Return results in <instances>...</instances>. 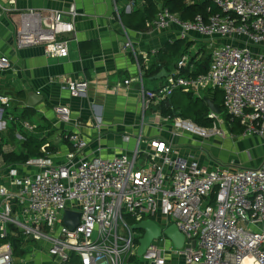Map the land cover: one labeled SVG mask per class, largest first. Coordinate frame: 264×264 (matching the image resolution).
<instances>
[{
    "label": "built area",
    "instance_id": "built-area-1",
    "mask_svg": "<svg viewBox=\"0 0 264 264\" xmlns=\"http://www.w3.org/2000/svg\"><path fill=\"white\" fill-rule=\"evenodd\" d=\"M143 1L129 0L128 7ZM208 1L221 13L185 20L160 3L156 17L147 21L148 27L160 30L176 26L185 40L196 33L230 41L212 48L210 67L197 76L183 73L193 53L182 55L167 82L156 89L146 87L145 69L138 61L135 80L143 109L167 102L177 91L201 98L205 90H219L229 121L212 111L211 126L180 116L164 120L177 132L203 140L224 139L225 125L234 122L243 137H264V0ZM70 13L77 15L74 6ZM70 36H75V24L61 12L21 13L19 48L43 46L50 57H67ZM124 39V48L138 58L126 29ZM11 64L7 56L0 57V71ZM67 85L78 96L89 82L84 78ZM0 102L1 124L12 100L0 95ZM57 111L62 122L71 121L67 107ZM21 123L34 129L29 121ZM66 138L73 149L67 162H55L44 145L41 156L0 168V264H16L17 251L27 250L28 244L45 247L58 264H264V160L244 167L219 160L201 165L175 156L173 142L153 139V150L138 144L131 153L79 162L76 154L88 142L75 132ZM124 139L130 141V136ZM67 210L80 213L75 229L64 223ZM145 220H153L162 234L140 255L144 232L133 226ZM172 226L184 236L181 247L165 233ZM21 264H27L24 257Z\"/></svg>",
    "mask_w": 264,
    "mask_h": 264
},
{
    "label": "crops",
    "instance_id": "crops-1",
    "mask_svg": "<svg viewBox=\"0 0 264 264\" xmlns=\"http://www.w3.org/2000/svg\"><path fill=\"white\" fill-rule=\"evenodd\" d=\"M154 1L158 6L162 3L159 0ZM128 4L129 0H0V57L7 56L12 63L11 68L0 71V95L11 98V108L14 110L0 124V142L5 144L7 151L15 149L8 147L6 137L10 132L6 131L18 127L19 132L24 130L29 136L43 139L42 146H51V150L47 149L57 163L67 162L68 155L73 152L66 138L70 132L79 133L88 142V147L76 154V161L79 162L97 156L111 158L123 152L131 153L138 144L142 150H153L150 146L153 139L173 142L175 156L196 161L201 165H210L213 159H218V150L223 146V139H209L215 144L216 155L207 157L194 152L189 154L179 146L186 142L205 143L209 140L177 132L171 123L164 120L160 107L155 103H151L144 111V99L135 80L138 61L145 70L161 67L163 62L159 60V50L182 38L176 26L167 30L150 27L145 30L126 28L121 19V11L129 13L134 9L129 8ZM73 6L77 11L75 17L70 13ZM28 10H37L44 14L58 11L63 13L65 19L74 22L75 36L68 39L67 57H50L43 46L23 49L18 47L17 30L21 13ZM124 29L131 37L138 58L133 51L124 48ZM183 41V48L199 54L201 59L204 52L230 39L217 37L210 40L193 33ZM175 60L169 57L170 62L166 67L162 66L159 72L146 77V87L156 89L165 84L168 75L175 68ZM162 69L168 75L157 78ZM84 78L89 82L87 91L78 96L72 95L67 82ZM127 79H133V82L125 85L124 81ZM31 92H36L42 98L33 107L28 106ZM182 95L177 94L175 100ZM202 96L209 97L218 104L223 101L222 92L205 90ZM26 107L30 108L29 120L34 122L33 124L29 121L34 126L32 130H26L21 123L28 121V118L25 120L20 117ZM60 107L70 110L69 123L60 120L57 111ZM12 116L19 120L11 119ZM38 127L40 128L37 129ZM230 133L233 138L243 137L234 133L232 128ZM18 136L20 137L17 134ZM124 136H130V141H126ZM259 160L257 159L254 166L261 163L262 160ZM30 245L32 246L29 244L25 255L16 256V264H21L23 257L27 264H42L46 261L58 264L45 247L35 245L32 250Z\"/></svg>",
    "mask_w": 264,
    "mask_h": 264
},
{
    "label": "trees",
    "instance_id": "trees-1",
    "mask_svg": "<svg viewBox=\"0 0 264 264\" xmlns=\"http://www.w3.org/2000/svg\"><path fill=\"white\" fill-rule=\"evenodd\" d=\"M170 8L173 13L178 14L182 19H193L197 15H203L206 19L210 15L221 13L220 9L211 1L202 0L194 4H187L185 0H159ZM158 12V5L154 0H144L140 2L131 12L126 13L121 11V19L126 28L133 30H145L148 28L147 21H151L156 17ZM184 39L176 40L173 43L166 44L161 50H159V60H161V67L167 66L169 57L175 60V68L177 66L178 60L184 54L189 53L188 48H183ZM82 46V45H81ZM83 47V46H82ZM212 52V50H211ZM211 52H204L201 59H199V54H193L190 58V62L186 69L183 70L184 74L197 76L201 73L207 71L211 63ZM166 63V64H165ZM156 69L149 68L145 70V78L151 77L154 73L159 72L160 68ZM168 69V67H167ZM191 69V73L189 72ZM216 92H221L215 90ZM177 94H183L181 98L175 97ZM183 97V98H182ZM221 106L225 113V118L229 121L230 116L224 109L223 101H221ZM160 110L164 116L176 117L180 116L184 119H192L202 126H211L213 119L208 117L210 109L204 98L195 97L192 93H187L183 91H177L174 93L167 102H163L159 105ZM29 107L22 110L21 118L27 119L29 116ZM14 113L12 108L7 109L5 113V119H8L9 115ZM232 131L236 134H242V128L238 123L234 122L231 124ZM38 127L37 129H39ZM44 140L38 137L29 136L24 132L23 134V148L21 152H16L15 150L7 151L4 148V143L0 142V163L3 165L25 162L31 157L41 156V146ZM51 150V146L48 147ZM134 224V223H132ZM27 250L19 249L17 255H25Z\"/></svg>",
    "mask_w": 264,
    "mask_h": 264
},
{
    "label": "rangeland",
    "instance_id": "rangeland-1",
    "mask_svg": "<svg viewBox=\"0 0 264 264\" xmlns=\"http://www.w3.org/2000/svg\"><path fill=\"white\" fill-rule=\"evenodd\" d=\"M207 52L210 53L211 48ZM221 116L225 119L224 112L223 114H221ZM148 119L150 120L149 117ZM28 121H30L29 118ZM30 122L34 124L33 121ZM225 129L227 130L226 137L222 141L223 146L222 147L220 146L218 150L220 154L219 155L217 154L218 159H213V160H219L221 163L234 162V165L237 167L254 166V164L257 163V159L264 160V137L247 136V137L233 138L230 133V129H231L230 124H226ZM17 130H19L18 127H16L14 130L11 129L7 130L6 132H10V133L9 135H7L6 140L8 142L9 148L12 147L15 149L16 152H21L23 148V138L19 136L17 137V134L23 136L24 130L20 132ZM240 138H242V140H240ZM205 140H209V139H205ZM214 147H215L214 142L210 140L206 141L205 143H198L196 141L186 142L179 146L180 149L187 151L189 154L194 152L196 155H204L207 157H210L211 155H216L215 153H217V150H214ZM2 165L3 164L0 163V168L2 167ZM35 245L36 244H32V246L30 245L32 250L34 249L33 247ZM167 245L171 246L172 244L167 242ZM28 248H29V244H28ZM51 258L55 259L52 256ZM42 264H54V263L46 261V262H42Z\"/></svg>",
    "mask_w": 264,
    "mask_h": 264
},
{
    "label": "water",
    "instance_id": "water-1",
    "mask_svg": "<svg viewBox=\"0 0 264 264\" xmlns=\"http://www.w3.org/2000/svg\"><path fill=\"white\" fill-rule=\"evenodd\" d=\"M167 71L162 69L157 75V78H162L167 76ZM41 96L36 92H31L28 96V106H35L40 100ZM204 101L208 105L210 111L217 115L223 114L224 110L222 106L216 103L213 99L209 97H204ZM194 121V120H193ZM196 122V121H195ZM80 221V213L76 211L67 210L64 216V223L71 229H75ZM134 230L143 231L144 235L140 239V246L138 252L142 255L149 246L153 243L155 239H158L162 234V229L153 220H145L133 226ZM166 235L173 240L177 247H181L184 244V236L178 231L176 226L170 227L165 231Z\"/></svg>",
    "mask_w": 264,
    "mask_h": 264
}]
</instances>
